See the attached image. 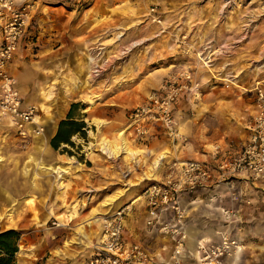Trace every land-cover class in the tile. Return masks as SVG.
Here are the masks:
<instances>
[{
  "label": "rangeland",
  "instance_id": "obj_1",
  "mask_svg": "<svg viewBox=\"0 0 264 264\" xmlns=\"http://www.w3.org/2000/svg\"><path fill=\"white\" fill-rule=\"evenodd\" d=\"M6 1L12 11L2 8ZM25 9L29 19L8 67L19 93L18 76L27 74L23 85L28 83L29 89L23 103L37 108L36 120L45 130L50 125L59 130L77 104L75 119L86 124V136L72 135L70 144L58 151L50 143L51 149L41 152L35 143L43 134L27 142L0 115V234L9 230L21 234L14 264H87L93 246L89 241L99 240L102 233L100 218L112 214L104 211L111 206L107 203L114 200L112 205L119 208L124 200L129 204L144 185L156 182L147 177L156 179L161 170L159 154L136 146L150 140L154 131L139 135L137 130L152 124L148 120L140 124L144 115L137 118L143 109L153 107L151 96L189 71L193 81L180 77V85L188 88L173 106V115L181 108L180 122L188 126L197 121L209 132L211 104L206 95L212 92L218 105L232 106L251 95L240 90L254 89L264 79V0H0V43L4 26L13 22L12 12ZM132 43L138 45L127 52ZM197 53L213 55L211 66L199 68ZM94 58L96 69L91 64ZM209 68L223 82L204 83L197 94L192 90L195 76ZM230 76L233 84L228 83ZM105 91H110L109 101L103 99ZM183 95L195 101L182 102ZM251 97L254 101V91ZM99 111L110 114L123 129L113 136L97 131L91 118ZM220 117L213 113L209 123L217 125ZM121 133L126 148L136 153L134 159L123 151L119 158L101 151L100 143L110 150L114 145L123 148ZM90 144H96L91 155ZM59 155L71 161H58ZM35 163L67 170L62 187L56 174L41 173ZM252 205L243 207L241 234L253 225L254 215L264 216V210L248 213ZM258 228L259 240H239L242 252L221 264H264V227ZM192 250L196 255L195 245Z\"/></svg>",
  "mask_w": 264,
  "mask_h": 264
},
{
  "label": "built area",
  "instance_id": "obj_2",
  "mask_svg": "<svg viewBox=\"0 0 264 264\" xmlns=\"http://www.w3.org/2000/svg\"><path fill=\"white\" fill-rule=\"evenodd\" d=\"M4 5L7 7H3ZM1 6L12 11L11 2L6 1ZM26 10L22 13L12 12L13 22L4 26L5 34L0 43V115L10 118L18 134L28 142L31 137L41 134L44 128H34L38 125L37 108L35 106L23 108L16 80L8 71L19 50L22 33L29 19ZM180 77L189 82L193 81L191 73L186 71L176 77L169 87H165L163 92L151 96L153 107L143 109L137 118L144 115L146 118L143 117L140 124L146 120L152 124L147 129L137 126L139 135L151 132L158 125L169 139L185 142L180 125L173 115V106L182 92L188 88L180 85ZM195 86L196 84L192 90ZM253 91L256 114L250 124L249 142L238 156L224 160L216 173L205 163L184 162L177 177L164 182H153L142 193L147 209L148 226L157 225L159 234L173 243V264H221L222 260L235 258L243 250L239 241L241 239L236 236L239 234L236 233L242 231L243 207L251 205V202L233 188L231 178L244 175L251 183L264 182V86L257 83ZM214 186L228 189L231 206L221 209L224 228L215 232L216 239L203 240L195 244L194 255L188 247L186 230L190 211L183 206L182 196L200 190H211ZM208 201L210 204L216 203L219 197L213 194ZM130 210L129 207H125L101 219L102 233L92 246V254L87 264H157L154 257L141 245L125 241L124 225ZM165 212L171 215L169 222L163 220Z\"/></svg>",
  "mask_w": 264,
  "mask_h": 264
},
{
  "label": "crops",
  "instance_id": "obj_3",
  "mask_svg": "<svg viewBox=\"0 0 264 264\" xmlns=\"http://www.w3.org/2000/svg\"><path fill=\"white\" fill-rule=\"evenodd\" d=\"M213 72L214 71L212 70V68H209L207 70L203 69V72L200 75L195 76V78L198 81L199 79H201L203 85L204 83L210 84L212 80L223 82L222 80L216 79ZM156 74L158 73H154L152 76ZM217 74H219V72H217ZM23 76L26 77L24 80L21 79ZM18 78L21 92L24 94H21L20 96L22 100H24V96H27L28 94L27 89H29V87L28 83L27 87H25L23 84H26L28 77L27 74L23 72V74H20L18 76ZM258 83L264 86V79L261 82L258 81ZM161 89L162 86L157 91H160ZM240 91L243 94L250 93L251 95H253V88L248 91ZM109 92L110 91H105L102 93V96L104 97L103 99L108 101L111 99ZM251 95L248 94L246 96V99L241 98V100L238 99L234 101L232 106L224 107L216 103L218 102V96L216 94L211 92L210 94L206 95V98L210 100L211 104L209 111L211 114H208L207 116V125L209 128V132L205 130V128L207 129V126L203 127L202 129L201 124L197 121H193V123L188 126H186L187 123H185L186 125H184L182 122H180L179 113L181 108L176 109V112L174 113V119L180 125L181 132L185 137L184 143L169 139L160 126H155L150 140L136 145L137 147L143 148L146 152H155L156 154H159V158L164 157L161 161L160 166H157V170H161L156 176V179L155 175H153V181L164 182L168 179L177 177L178 173L180 172L181 164L187 161H199L205 163L211 170L216 173L224 160L238 156L249 142L250 124L252 118L256 114L255 100H252L253 96L251 97ZM31 99L32 98H27V101H31ZM185 100L195 101L193 98H186L183 95L181 101L184 102ZM32 106L34 105L31 104L26 106L25 102L23 103V108H29ZM183 110H185V108H183ZM213 113H217V115L221 116L219 123L215 126L212 122L211 124L209 123V120H211ZM185 116L188 117V115ZM94 121L101 122L103 123V125H97L94 123ZM91 123L93 127L97 129V131H100L102 134H107L108 136H113L114 132H117V129H123L119 124L120 122H117V120L113 119L110 114H103L102 111H99L93 115V117L91 118ZM36 127L41 126L38 123V125H36L34 128ZM47 128L46 130L44 129L43 135H46L47 138L48 148L44 149L48 152L49 149H51V140L57 134L58 128L56 126V128L53 129L52 125H50L48 129ZM35 144L38 146V141ZM121 147H123L122 142ZM57 159L58 158H55V160L53 161L57 162ZM58 161L67 162L71 161V159L65 158L64 155H59ZM75 164L83 165L78 161L75 162ZM150 184L151 183L144 185V187L140 189V194L137 196V198H135L129 204H127V200H124V204L121 208L118 207L119 204H115L109 206L104 211L114 213L125 207H129L131 210L126 218L124 225L125 241L129 244L141 245L154 257L157 264H173V243H171L170 239L164 238L161 234H159L157 225L149 227L147 224L148 215L145 201L142 198V193L144 189ZM231 184L239 194H241L246 199L251 200V202L253 203V205L247 209L248 213L253 214L255 212L264 210L262 209L263 206L262 208L260 206L261 201L262 204L264 203V182L254 184L251 183L246 178V176L240 175L231 178ZM108 187L109 188H107V192L112 190L113 185ZM104 192L105 190L101 192V195ZM213 194L218 195L219 201L210 204L208 199ZM182 204L190 211V215L186 223V230L189 240L188 247H190V250L193 252V245L203 240L216 239L215 232L219 229L224 228V220L222 218L221 209L230 208L231 206L229 191L226 187L214 186L211 190H200L195 192L194 194H185L182 196ZM170 219V213L165 212L163 220L169 222ZM95 222H99V219H97ZM246 222L248 224V221ZM251 224H253L251 227H246L247 229L245 230L244 234H239L236 236L241 240H259L260 237L258 233V227H264V216L260 217L254 215V217L251 219ZM97 241L98 240L89 241V244L94 245ZM36 254L39 255V252H36ZM91 254L92 252L90 253L88 258L91 257Z\"/></svg>",
  "mask_w": 264,
  "mask_h": 264
},
{
  "label": "bare ground",
  "instance_id": "obj_4",
  "mask_svg": "<svg viewBox=\"0 0 264 264\" xmlns=\"http://www.w3.org/2000/svg\"><path fill=\"white\" fill-rule=\"evenodd\" d=\"M9 6V5H8ZM3 7H7V5H4ZM153 21H156V20H153ZM156 23V22H155ZM120 38V37H119ZM118 38V39H119ZM120 40V39H119ZM136 45H138L137 43H132V44H130L129 45V47L127 48V52H129L132 48H134ZM126 52H122V54H125ZM210 53V52H209ZM203 54H205V53H197V54H195V56H196V59H197V63H198V65H199V68H207V67H210L211 66V64H212V62H211V57L213 56V55H208V56H206V57H204L203 56ZM98 59V58H97ZM97 59L96 58H94V59H91L92 61H91V64L93 63V65H94V69H96V66L98 65V63H97ZM96 71V70H95ZM98 72V71H97ZM229 78V80H228V83H232L233 81H232V79L234 80V77L233 76H230V77H228ZM198 82V83H197ZM196 82V86H195V89H194V92H197V94H198V92H199V88H200V86H202V84H203V82L201 81V79H199V81H197ZM92 105V104H91ZM93 107V106H92ZM44 108H46V107H44ZM50 117H52V115H49ZM49 117V118H50ZM38 118V117H37ZM36 118V119H37ZM8 119V122H9V124L11 125V127H14L13 126V124H12V122H11V120H10V118H7ZM37 121V120H36ZM48 122L50 123H52V121L51 120H48ZM39 123V122H38ZM94 123L95 124H97V125H103V123H101V122H98V121H94ZM52 127H53V129H55L56 128V125L55 126H53L52 125ZM98 127V126H97ZM41 128H43L42 126H41ZM15 129V128H14ZM29 130L31 131V128H29ZM43 132H44V129L42 130V132H41V134H39V135H37V136H35V138H39L42 134H43ZM125 135L123 134V133H121L120 135H119V138H120V140L122 141V145H123V148H119V147H117L116 145H114L113 147H111V148H113L112 150H110V148H108V146L105 144V143H100V146L102 145V149H101V151L102 152H104V153H106V154H109V155H111L112 157H114V158H119V156H120V153H122V151H123V153H125V154H127L131 159H134L135 158V156H136V153L135 152H133V151H130V150H128L127 148H126V143H125V137H124ZM38 146H37V151H41V152H43L45 149L44 148H48V142H47V138H46V136H44V137H41V138H39L38 139ZM96 145V144H95ZM95 145H92V144H90V146H89V149L88 150H90V152H92V153H90V155L91 154H93V152H94V146ZM99 146V145H98ZM163 156H165V155H163ZM164 157H161V158H159L158 160H157V165L158 166H160V164H161V161H162V159H163ZM31 160H32V162L34 163V162H36V160L34 159V158H31ZM1 162V161H0ZM30 162V161H29ZM36 165H37V167H38V170L41 172V173H44V174H46V175H50V176H52L53 174H56L57 175V177H58V186L59 187H62V185H63V183H62V180H63V176H64V174L65 173H67V170H65V169H63L62 167H49V166H46V165H44V164H40V163H35ZM35 165V166H36ZM29 170H26V176H28L29 175ZM36 176V175H35ZM147 178H149V179H154V177H153V175H150L149 177H147ZM120 197V196H119ZM117 199V198H116ZM113 201L114 200H111L109 203H107V205H112V203H113ZM100 221H101V218H100ZM195 255V254H194Z\"/></svg>",
  "mask_w": 264,
  "mask_h": 264
},
{
  "label": "trees",
  "instance_id": "obj_5",
  "mask_svg": "<svg viewBox=\"0 0 264 264\" xmlns=\"http://www.w3.org/2000/svg\"><path fill=\"white\" fill-rule=\"evenodd\" d=\"M77 106V104L72 106L67 120L60 124L57 134L51 141V147L55 151H58L62 145L70 144L72 135L86 136V124L75 119L74 110ZM20 238L21 234L14 230L0 234V264H14L15 256L19 251Z\"/></svg>",
  "mask_w": 264,
  "mask_h": 264
}]
</instances>
